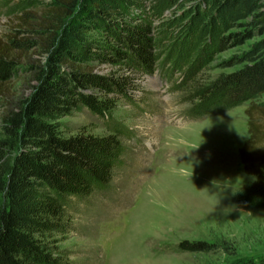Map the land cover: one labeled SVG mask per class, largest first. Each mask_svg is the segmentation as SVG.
<instances>
[{"label": "trees", "instance_id": "obj_1", "mask_svg": "<svg viewBox=\"0 0 264 264\" xmlns=\"http://www.w3.org/2000/svg\"><path fill=\"white\" fill-rule=\"evenodd\" d=\"M196 1L194 22L202 23L205 38L173 91L190 103L186 112L194 119L248 102L249 137L238 154L255 179L237 198L259 204L264 202V0ZM138 3L53 0L38 18L37 30L48 34L46 61L30 93L2 116L8 136L0 138V264H67L58 235L74 229L77 203L108 191L115 169L123 165L125 140L134 136L113 111L121 100L136 105L143 78L163 70L155 26L137 11ZM18 42L0 35V84L16 71L11 52ZM232 48L236 51L220 67L233 69L207 74L204 66L213 56ZM82 107L109 132L66 135L60 118ZM214 246L204 240L178 244L187 252ZM236 264H264V253Z\"/></svg>", "mask_w": 264, "mask_h": 264}, {"label": "rangeland", "instance_id": "obj_2", "mask_svg": "<svg viewBox=\"0 0 264 264\" xmlns=\"http://www.w3.org/2000/svg\"><path fill=\"white\" fill-rule=\"evenodd\" d=\"M52 1L0 0V35L19 41L11 52L16 71L0 84V138L8 136L2 116L30 93L46 61L43 41L48 34L37 30V21ZM138 2L137 11L155 26L163 70L143 78L136 105L121 100L113 111L134 139L125 140L124 162L115 169L108 191L77 203L74 229L58 235L60 255L67 264H236L262 254L264 202L245 205L237 198L255 179L245 173L238 154L249 137L248 102L188 117L191 105L180 101L173 83L205 38L202 23L194 22L198 1ZM235 51L213 56L204 66L206 73L213 77L231 71L220 64ZM60 121L66 135L109 132L85 107ZM182 240L215 246L181 251Z\"/></svg>", "mask_w": 264, "mask_h": 264}]
</instances>
